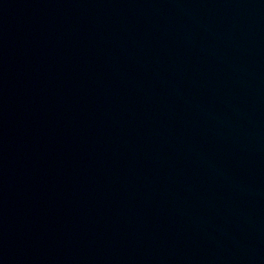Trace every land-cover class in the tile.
Listing matches in <instances>:
<instances>
[{
  "label": "water",
  "instance_id": "1",
  "mask_svg": "<svg viewBox=\"0 0 264 264\" xmlns=\"http://www.w3.org/2000/svg\"><path fill=\"white\" fill-rule=\"evenodd\" d=\"M0 264H264V0H0Z\"/></svg>",
  "mask_w": 264,
  "mask_h": 264
}]
</instances>
